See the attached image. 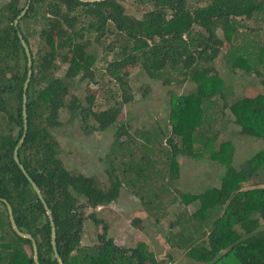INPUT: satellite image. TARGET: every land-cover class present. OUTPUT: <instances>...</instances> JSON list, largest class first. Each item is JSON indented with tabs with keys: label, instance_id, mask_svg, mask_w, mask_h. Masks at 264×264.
<instances>
[{
	"label": "trees",
	"instance_id": "1",
	"mask_svg": "<svg viewBox=\"0 0 264 264\" xmlns=\"http://www.w3.org/2000/svg\"><path fill=\"white\" fill-rule=\"evenodd\" d=\"M125 1L31 0L17 24L28 0H9L0 8V264H36L32 240L13 229L3 200L11 204L19 229L35 240L39 263L59 264L49 215L15 159L25 132L17 150L19 162L51 209L63 264H163L146 241L129 248L118 245L104 220L95 213L85 215L87 205L81 199L91 206L109 204L118 199L123 185L139 196L156 222L177 199L185 205V212L172 220L171 227L179 228L174 236L169 232L168 240L194 263L264 264V147L244 167H237L235 142L222 140L215 126L218 121L220 128L233 123L238 136L264 140V91L235 95L234 84L216 65L221 57L232 72L259 76L264 87V35L257 28L264 23V0H131L138 8L151 6L142 9L140 17L128 12ZM24 24L34 27L25 29ZM20 34L33 63L27 129L28 57ZM110 52L113 58L107 60ZM100 61L108 62L98 68ZM63 62L68 63L65 76L59 77ZM133 72L194 87L187 93H167L168 133L155 120L140 130L119 127L115 144L123 154L116 150L114 159L122 170L112 162L110 183L103 187L96 177L65 167L53 129L61 124L63 108L79 113L86 124L90 117L103 127L114 123L118 104L133 99ZM76 79L99 86V92L87 95L91 107H82L72 96L69 85ZM227 108L234 119L226 118ZM163 139L167 167L160 168L152 157L164 149ZM135 144L142 145L140 152ZM179 149L189 158L207 155L221 165L220 184L180 192ZM192 204L196 209L190 212L187 206ZM87 218L101 224L103 232L96 243L82 245Z\"/></svg>",
	"mask_w": 264,
	"mask_h": 264
},
{
	"label": "rangeland",
	"instance_id": "2",
	"mask_svg": "<svg viewBox=\"0 0 264 264\" xmlns=\"http://www.w3.org/2000/svg\"><path fill=\"white\" fill-rule=\"evenodd\" d=\"M9 0H0V8L8 3ZM25 0H23L24 2ZM128 12L134 16L140 17L142 9H148L151 6L140 5L136 7L131 0L125 1ZM251 23V22H250ZM257 26L256 23H251ZM260 26V28L258 27ZM257 28L264 35V23L261 22ZM34 25H25L24 28L33 29ZM257 30H254L256 33ZM221 36L222 32L220 33ZM32 42L37 48L36 39L32 38ZM225 50V49H224ZM112 53L107 56V60L112 59ZM223 53V52H222ZM108 61H100L96 64L98 68H104V64ZM68 63L59 65L57 75L64 77ZM217 69L229 84H234V93L246 94L247 92L264 91L263 85L260 83V77L250 76L246 78L244 75L232 72L231 69L223 62L222 58L217 59ZM79 78V77H78ZM131 85V94L133 99L128 103L118 104L120 113L117 120L103 127L90 117L86 124L83 116L72 114L68 109H62L60 113V126L53 129V134L58 142L56 147L58 155L62 158L65 167L72 173H83L88 176L96 177L98 182L105 186L109 182L108 170L111 168L107 155H114L111 148L115 144L117 131L122 124L129 125L133 130L146 128V125L155 120L156 123L166 128V132L170 131L169 112L167 93L174 90L175 93H187L194 87L193 83L165 84L161 79L151 78L145 72L139 74L133 72L129 77ZM70 90L72 96L79 99L82 107H91L87 102V95L95 94L99 89L96 83L89 82V79L74 80L70 82ZM233 91V90H232ZM70 97V95H69ZM68 97V98H69ZM94 109L98 105L93 106ZM104 109L102 105L100 107ZM217 109V117H219V109ZM226 118H233L229 108L225 110ZM219 124L215 126L220 130L219 136L222 140L232 139L237 147V155L235 165L244 167L250 157L264 147V140L251 139L238 136L234 133L235 125L229 123L228 128L221 127ZM226 124V123H225ZM220 138V139H221ZM164 149L161 147L155 151L154 161L159 162L160 168H165L164 153L168 149L167 140L163 139ZM142 145L135 144V148L140 152ZM120 154H123L118 150ZM177 160L179 163L180 174L177 188L185 192H201L205 187L220 184V176L223 173L221 165L215 164L207 158V155L200 159H192L185 156V153L179 149ZM118 169L122 170L118 161L114 164ZM156 188V186H153ZM180 192L175 191L176 195ZM170 200H168L169 202ZM192 212L196 209V204L187 206ZM87 213L95 212L96 216L104 220L108 224V235L121 246L135 247L139 241H146L151 250L154 251L156 257L163 264H196L185 256V250L173 247L170 233L176 235L179 226L171 227L172 220L177 215L185 212V205L177 199L176 203L167 208V216L160 222H156L155 218L150 217L139 196L134 194L132 190L125 187L122 188L119 198L110 204H100L96 207H87ZM103 232L102 225H97L92 219L87 218L83 234L82 245L96 243L98 234ZM169 233V234H168Z\"/></svg>",
	"mask_w": 264,
	"mask_h": 264
},
{
	"label": "water",
	"instance_id": "3",
	"mask_svg": "<svg viewBox=\"0 0 264 264\" xmlns=\"http://www.w3.org/2000/svg\"><path fill=\"white\" fill-rule=\"evenodd\" d=\"M83 1H101V0H83ZM30 3L31 0H28V4L27 6L24 8V10L21 11V14L18 16V18L15 20V23L17 24L20 20V18H22L26 12L28 11L29 7H30ZM20 38H21V42L25 48L27 57H28V75H27V79L25 81V87H24V115H25V129H27V114H26V102H27V91H28V87H29V83L32 79V73H33V63H32V55H31V50L26 42V40L24 39L23 35L20 34ZM26 132L24 133L23 137L20 140L19 145L16 148L15 151V159L16 162H18L21 170L24 172V174L27 176L28 180L30 181V183L32 184L34 190L36 191V193L38 194L39 199L43 202L44 207L47 211V214L49 215L50 221H51V228H52V244H53V249L55 252V257L58 260L59 264H63V261L61 259V257L59 256V253L57 252V247H56V242H55V238H56V230H55V222H54V218L51 212V209L48 205V203L46 202L41 190L39 189L38 185L35 183V181L31 178V176L28 174V172L26 171L25 167L19 162V157H18V147L21 145V143H23L24 138H25ZM6 202L7 205V210H8V214H9V219L10 222L12 224L13 229L22 237L25 238H30L33 242V259L35 261L36 264H40L39 263V257H38V248H37V244L35 242V240L33 239V237L30 234L24 233L23 231H21L15 221L14 218V212L12 209L11 204L7 201V200H3Z\"/></svg>",
	"mask_w": 264,
	"mask_h": 264
},
{
	"label": "flooded vegetation",
	"instance_id": "4",
	"mask_svg": "<svg viewBox=\"0 0 264 264\" xmlns=\"http://www.w3.org/2000/svg\"><path fill=\"white\" fill-rule=\"evenodd\" d=\"M27 6V5H26ZM25 6V7H26ZM24 10V9H23ZM21 19V18H20ZM115 143H116V140H115ZM114 148H116L115 149V151H114ZM121 149V146H116V144H114V146L111 148V150L113 151V153H114V155H112L111 153H109L108 155H107V157H108V161H109V164H112V162H114L115 163V161H117V160H115L114 159V156H115V153H116V150H120ZM58 153V152H57ZM60 158V157H59ZM61 160H62V158H60ZM63 161V160H62ZM64 163V162H63ZM115 166V165H114ZM116 167V166H115ZM71 172V171H70ZM76 174V173H75ZM88 176V175H87ZM109 177H110V175H109ZM98 181V180H97ZM110 183V178H109V182L107 183V184H105V186L106 185H108ZM100 184V183H99ZM101 185V184H100ZM101 186H103V185H101ZM104 187V186H103ZM123 187H125V188H127L125 185H123L122 187H121V190H122V188ZM128 189V188H127ZM120 193H121V191H120ZM120 196V195H119ZM119 198V197H118ZM81 202L83 203V204H86L87 206L85 207V209H84V211H85V215L87 216V217H89V214H91V213H95V212H90L89 214L87 213V211H86V208L87 207H96V206H91V205H89L88 203H87V201H86V199H81ZM112 203V202H111ZM110 204V203H109ZM98 205H100V204H98ZM97 205V206H98ZM96 215V214H95ZM89 219H91V218H89ZM85 223H86V221H85ZM85 226V225H84ZM109 227V226H108ZM84 230V229H83ZM99 235V234H98ZM56 242V241H55ZM81 242H82V240H81ZM82 244V243H81Z\"/></svg>",
	"mask_w": 264,
	"mask_h": 264
}]
</instances>
